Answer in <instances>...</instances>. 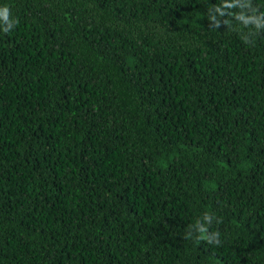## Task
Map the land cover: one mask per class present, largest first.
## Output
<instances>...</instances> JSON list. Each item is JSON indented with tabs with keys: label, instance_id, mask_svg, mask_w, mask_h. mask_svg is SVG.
I'll return each mask as SVG.
<instances>
[{
	"label": "trees",
	"instance_id": "obj_1",
	"mask_svg": "<svg viewBox=\"0 0 264 264\" xmlns=\"http://www.w3.org/2000/svg\"><path fill=\"white\" fill-rule=\"evenodd\" d=\"M0 5V264H264V0Z\"/></svg>",
	"mask_w": 264,
	"mask_h": 264
},
{
	"label": "clouds",
	"instance_id": "obj_2",
	"mask_svg": "<svg viewBox=\"0 0 264 264\" xmlns=\"http://www.w3.org/2000/svg\"><path fill=\"white\" fill-rule=\"evenodd\" d=\"M0 22L7 26L5 31L16 23L15 18L10 19V9L7 5H0Z\"/></svg>",
	"mask_w": 264,
	"mask_h": 264
}]
</instances>
